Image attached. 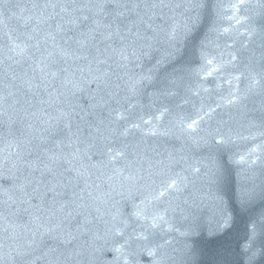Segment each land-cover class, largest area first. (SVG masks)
Returning a JSON list of instances; mask_svg holds the SVG:
<instances>
[{
	"label": "water",
	"instance_id": "95a60500",
	"mask_svg": "<svg viewBox=\"0 0 264 264\" xmlns=\"http://www.w3.org/2000/svg\"><path fill=\"white\" fill-rule=\"evenodd\" d=\"M44 2L0 0V264H264V0H163L103 90L41 73Z\"/></svg>",
	"mask_w": 264,
	"mask_h": 264
},
{
	"label": "snow or ice",
	"instance_id": "6c2138e0",
	"mask_svg": "<svg viewBox=\"0 0 264 264\" xmlns=\"http://www.w3.org/2000/svg\"><path fill=\"white\" fill-rule=\"evenodd\" d=\"M36 7L42 9L39 23L47 25L49 29L45 33L44 42L47 43L50 40L55 45L53 51L47 52L46 55L42 53V59L38 61L41 73L60 78L66 84H73L71 77L79 72L85 77L87 83L95 84L98 90H103L111 71L108 67L111 57L100 58L102 52L115 53L117 50L111 47V42L119 41L121 44L119 54L121 59H126L123 55L124 46H132L137 41L146 43L151 39L148 33L155 32L153 28L155 10L167 5L163 3V0H45L42 5L38 4ZM58 39L63 43H57ZM172 39H175L174 35ZM100 43H107L108 46L102 50L98 47ZM35 46L40 48V39H36ZM93 51L96 55L92 54ZM54 56H58L59 60H53ZM61 61L63 66L55 67L53 70V67ZM70 62L76 64L74 69ZM78 62H84V65L81 66ZM73 87L76 85L73 84ZM11 95L7 93L0 96V100L7 102ZM229 103H233V100H229ZM188 127L192 128L193 124H189ZM59 159L53 154L49 157L50 164L44 165L46 172L53 178L55 177L54 167L59 163ZM65 171L74 172L75 169L69 167ZM41 175L43 177V173ZM25 180L26 183L20 185V190L28 196L29 200L43 201L51 195L55 203V197L59 195L55 187H47L41 193L40 188L44 183L41 179L29 193L27 188L32 181L27 177ZM54 214L53 212L52 215ZM34 219L39 221L40 217L36 216ZM40 228L43 229L42 236L57 240L62 245H69L74 239L70 235L61 236L59 224L46 228L40 225Z\"/></svg>",
	"mask_w": 264,
	"mask_h": 264
}]
</instances>
